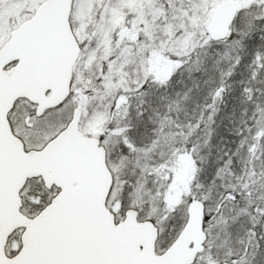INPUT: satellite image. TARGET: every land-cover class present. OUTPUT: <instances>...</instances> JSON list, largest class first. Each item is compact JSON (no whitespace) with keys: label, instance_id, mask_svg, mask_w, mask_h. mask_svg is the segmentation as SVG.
<instances>
[{"label":"snow or ice","instance_id":"snow-or-ice-1","mask_svg":"<svg viewBox=\"0 0 264 264\" xmlns=\"http://www.w3.org/2000/svg\"><path fill=\"white\" fill-rule=\"evenodd\" d=\"M0 264H264V0H0Z\"/></svg>","mask_w":264,"mask_h":264}]
</instances>
